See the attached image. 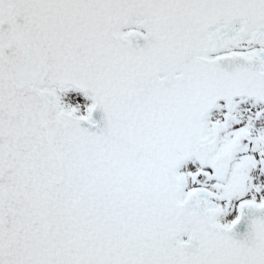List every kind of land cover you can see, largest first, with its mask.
<instances>
[{
    "label": "snow or ice",
    "instance_id": "1",
    "mask_svg": "<svg viewBox=\"0 0 264 264\" xmlns=\"http://www.w3.org/2000/svg\"><path fill=\"white\" fill-rule=\"evenodd\" d=\"M0 264H264V0H0Z\"/></svg>",
    "mask_w": 264,
    "mask_h": 264
}]
</instances>
